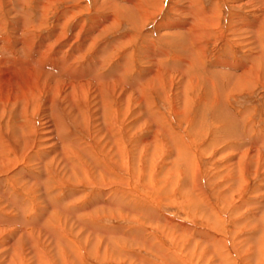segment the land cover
<instances>
[{
	"label": "rangeland",
	"instance_id": "1",
	"mask_svg": "<svg viewBox=\"0 0 264 264\" xmlns=\"http://www.w3.org/2000/svg\"><path fill=\"white\" fill-rule=\"evenodd\" d=\"M19 1L0 0L10 35ZM25 1L33 41L83 53L72 67L102 69L103 96L91 81L72 108L48 77L20 137L3 105L0 264H264V0H135L142 18L124 0H48L42 17ZM187 8L208 16L192 60Z\"/></svg>",
	"mask_w": 264,
	"mask_h": 264
},
{
	"label": "bare ground",
	"instance_id": "2",
	"mask_svg": "<svg viewBox=\"0 0 264 264\" xmlns=\"http://www.w3.org/2000/svg\"><path fill=\"white\" fill-rule=\"evenodd\" d=\"M111 1V0H110ZM110 1L108 0V2L110 3ZM115 1V0H114ZM122 1V0H121ZM127 4L131 5V9L133 11V13L136 15L137 18H142L145 16V9L142 10L143 5L141 6L138 3H135V0H124ZM124 1H122V4L124 5V7H128L126 3H124ZM26 1L23 0V4L21 3V1H19L18 3L15 4V8L12 10L14 11L16 14H18L19 19L16 22L15 27L12 26V29H10L9 32L13 33V35H10L6 30L4 25L1 26L0 24V113H2L3 115V108L5 107H9L12 109H8L9 112H12V115H14L13 117H15L14 120H16L13 124V126L17 129V136L20 137L19 135V131H21L25 125L23 124H27L24 121H28L29 119V115L31 114V112L33 111V105L34 103V97L37 96V94L39 93H43V91L45 89H48L50 87V85H47L46 81H48V77L53 79V86L51 90H53L54 93L60 94V91L62 90V92L65 94L66 98L69 97V101L70 102V106L73 108L72 105V100L75 99L73 97H75L74 95L77 94V92H86L87 87L89 88L91 85V81L95 82V88L100 91L102 89V69L97 68L96 70L94 69L93 71L88 69L86 71L87 74L84 73L83 68H77V67H72L71 62H77L78 58L83 57L80 53L78 55H76V57H73L72 55L69 56L68 51H64L65 48H61L60 51H58L59 55L57 56H52L50 57V50L52 48L53 42L55 41L56 36L52 35V36H47L44 39H42L41 43L38 44V42H34L33 41V37L30 31H32L33 29H36L38 26H34V22L33 21V16L27 11V9L25 10L24 8L27 7ZM107 2V1H106ZM118 2V1H117ZM48 0H44L42 1H37V6L36 7V12L39 9L40 11L37 12V14H39V17H42L43 15H45L44 10H46V8L48 7L47 5ZM53 3V2H52ZM108 3V4H109ZM116 4V2H113L112 4ZM145 3H147L148 6H153L155 5L153 3V0H145ZM13 4V2H12ZM107 4V5H108ZM102 5V4H101ZM120 5V3H119ZM126 5V6H125ZM140 5V6H139ZM12 6V5H11ZM36 6V5H35ZM111 6V5H110ZM109 6V7H110ZM23 7V8H22ZM108 7V8H109ZM117 7V6H116ZM112 8V7H111ZM109 8V9H111ZM113 8L115 9V7L113 6ZM189 8V7H188ZM187 8L186 11V16L188 17L187 22H184L183 24L180 25V27L184 30H182L184 33H187V38H185V46H183V53H184V58L186 57L188 60H192L193 56L194 59L199 58L197 52H195L192 48V45L196 46L195 42H201L202 39V34L203 32H201L203 30L202 27V23L208 21L207 20V14L206 12H199L201 11V9H197V12L193 10H189ZM30 9V8H29ZM124 10V8H122ZM10 10V9H9ZM121 10V9H120ZM121 10V11H123ZM127 10V9H126ZM129 10V9H128ZM111 11V10H110ZM114 11V10H113ZM116 11V10H115ZM118 11V10H117ZM130 11V10H129ZM210 11V10H209ZM212 11V10H211ZM112 12V11H111ZM119 12V11H118ZM7 13V12H5ZM9 13V12H8ZM66 13V11H65ZM114 13V12H113ZM116 13V12H115ZM120 13V12H119ZM126 13V12H125ZM71 14L70 11L67 12L66 15ZM129 14V13H128ZM209 14V13H208ZM116 15V14H115ZM134 15V16H135ZM210 15V14H209ZM214 16V15H213ZM261 16V15H260ZM67 17V16H65ZM64 18V17H63ZM62 18V19H63ZM211 18V17H210ZM260 17H256L255 19V24L258 22ZM42 19V18H41ZM61 19V20H62ZM108 19V18H107ZM110 19V18H109ZM115 19V18H114ZM117 19V17H116ZM111 21L113 19H110ZM118 20V19H117ZM116 20V21H117ZM137 20V19H136ZM144 20V19H143ZM262 19H260L259 24L261 22ZM1 21V20H0ZM44 21V20H43ZM63 21L65 22V19H63ZM100 23V22H99ZM101 24V23H100ZM207 25V24H206ZM176 26V25H175ZM174 26V27H175ZM213 26V25H212ZM251 26V25H249ZM42 27V26H41ZM178 27V25H177ZM206 27V26H205ZM208 27V25H207ZM257 26H251V28H257ZM209 28V27H208ZM202 29V30H200ZM178 31H180V29H177ZM205 30V29H204ZM210 31V30H207ZM179 33V32H178ZM256 33V32H255ZM209 34V33H208ZM177 35V34H174ZM34 36V35H33ZM59 36V35H57ZM207 36V35H206ZM255 37V36H254ZM54 39V40H53ZM61 39V38H60ZM190 39V40H189ZM204 39V38H203ZM128 42V39H126ZM131 40V39H130ZM125 42V40H124ZM119 43V41H118ZM121 43V42H120ZM126 43V42H125ZM90 44V43H89ZM117 44V43H116ZM155 44V43H154ZM200 46V45H199ZM199 46H197L195 48V50H199L201 48H199ZM153 47V46H152ZM151 47V48H152ZM259 47V46H258ZM78 48V47H77ZM191 48V50H190ZM147 49V48H146ZM187 49H189L190 51H188V55L187 54ZM113 50V49H112ZM151 52L147 51L146 52V56L145 58L147 60H151V54H152V59L156 58V56L159 58H161L162 56H166L165 54H163V52H159L158 54H155L156 52H154V50L150 49ZM79 52V51H78ZM101 52V51H100ZM194 52V53H193ZM74 54V53H73ZM197 54V56H195ZM75 56V55H74ZM161 56V57H160ZM98 57V55H97ZM144 57V56H143ZM183 58V59H184ZM97 59V58H96ZM157 59V60H158ZM181 59V60H183ZM251 60L250 62L253 63L252 67H249L247 69L251 71H255L258 70L259 67L256 64L257 60L256 58H250ZM95 60V59H94ZM125 60V59H124ZM93 61V60H92ZM185 61V60H184ZM177 62V61H176ZM191 62V61H190ZM193 62V61H192ZM246 62V61H245ZM93 63V62H92ZM97 63V62H96ZM185 64H187L185 62ZM190 64V63H189ZM188 64V65H189ZM194 64V63H193ZM177 65V64H176ZM195 65V64H194ZM193 65V66H194ZM248 65V64H247ZM79 66V65H78ZM232 66V65H231ZM235 66V65H234ZM244 66V65H243ZM122 69H120V73L126 69V65L121 64ZM246 67V66H245ZM86 68V67H84ZM189 69V66H188ZM187 69V70H188ZM207 69V68H206ZM233 69V68H232ZM190 70V69H189ZM244 70V69H243ZM208 71V70H207ZM206 71V73H207ZM240 71V70H239ZM246 71V72H247ZM249 71V72H250ZM214 71L208 72L210 77L208 80L209 85L212 86L213 88H217L218 86L216 85L217 83V78L214 76L213 74ZM245 72V73H246ZM257 72V71H256ZM254 72V73H256ZM243 73V74H245ZM109 74V73H108ZM106 74V75H108ZM116 74V73H115ZM123 74H126L125 71L123 72ZM140 74V73H139ZM228 74V72H227ZM250 74L253 75L252 72H250ZM114 75V74H113ZM226 75V74H225ZM230 75V73L228 74ZM247 75V74H246ZM117 76V75H116ZM153 76V75H152ZM152 76H149L147 79L151 80ZM156 76V75H155ZM227 76V75H226ZM226 76L223 75L224 78H226ZM243 76V75H242ZM250 76V75H249ZM122 77V76H121ZM133 77V76H132ZM191 77V76H190ZM240 77V76H239ZM114 78V77H113ZM203 76L201 77L200 75H195V77L192 78L191 82L187 81L184 82L186 83V85L192 86V84H198V81H196L197 79H199V82L202 81ZM206 78V77H205ZM204 78V79H205ZM232 78V77H231ZM243 78V77H242ZM238 79L239 81L235 82L236 86L235 87H242L243 84H245V79ZM133 79V78H131ZM135 79V78H134ZM133 79V80H134ZM188 79V78H186ZM107 80V79H106ZM110 80V78H109ZM117 80H120V78L118 77ZM222 80V84L224 83L225 79H221ZM227 80V79H226ZM250 80V79H249ZM115 81V80H114ZM135 81V80H134ZM231 81V80H230ZM111 82V81H110ZM108 82V84L110 83ZM121 82V81H119ZM133 82V81H132ZM250 82V81H249ZM50 83V84H51ZM59 83V84H58ZM117 83V82H116ZM146 83V81H145ZM234 83V84H235ZM51 84V85H52ZM107 84V83H106ZM113 84V83H112ZM231 84V83H230ZM248 84V83H247ZM142 85V84H141ZM217 87H214V86ZM111 85L107 86L105 89H107L108 87L110 88ZM115 86V85H114ZM114 86H112L111 88H115ZM136 86V85H135ZM185 86V84H184ZM105 87V86H104ZM247 87V86H246ZM186 88V87H185ZM191 88V87H189ZM187 89V88H186ZM60 90V91H59ZM88 90V89H87ZM226 90V89H225ZM235 90V89H234ZM58 91V92H57ZM112 91V90H111ZM141 91V90H140ZM143 91V90H142ZM230 91V90H228ZM107 92V91H106ZM116 92V91H115ZM6 93V94H5ZM49 93V92H48ZM47 93V94H48ZM53 93V94H54ZM100 94L102 93V91L99 92ZM105 93V92H104ZM46 94V93H45ZM43 95V94H42ZM109 95V94H108ZM212 95V94H211ZM52 96V94H51ZM103 96V93H102ZM54 97V95H53ZM52 97V98H53ZM144 97V95H143ZM212 97V96H211ZM38 98V96H37ZM49 100V99H48ZM53 103V102H52ZM4 105V106H3ZM32 105V106H31ZM31 107V109H28V107ZM75 106V105H74ZM3 107V108H2ZM48 107V104H47ZM52 107V106H51ZM49 106V108H51ZM33 108V109H32ZM75 109V108H74ZM30 110V111H29ZM36 110V109H35ZM144 110V109H143ZM52 111V110H51ZM50 112V111H49ZM30 113V114H29ZM75 113V112H74ZM59 114V112H58ZM61 114V113H60ZM1 115V114H0ZM49 115V114H48ZM32 116V115H31ZM54 116V115H52ZM57 115H55L56 117ZM12 117V118H13ZM45 117V116H44ZM51 117V116H49ZM48 117V118H49ZM59 117V116H58ZM154 117V116H153ZM154 119V118H152ZM157 119V118H156ZM60 120V119H59ZM12 121V120H11ZM155 122V121H154ZM59 122H57L58 124ZM8 124V123H7ZM4 127V126H3ZM11 127V126H10ZM8 128V127H7ZM3 129V128H2ZM1 130V129H0ZM9 130H11L9 128ZM27 130V129H25ZM29 130V129H28ZM158 130V129H157ZM31 131V130H30ZM27 133V132H26ZM9 137H13L15 142V139H17L14 135L13 131H7L6 133ZM29 134V132H28ZM5 136V133H3V135H0V144L2 143V140ZM25 136V135H24ZM18 137V138H19ZM28 135L26 136V141L23 144L22 143V147L24 148L27 144V140H28ZM23 138V137H22ZM20 138V139H22ZM25 138V137H24ZM12 139V138H11ZM25 140V139H24ZM23 140V142H24ZM17 142V140H16ZM4 143V142H3ZM6 143V142H5ZM75 143V142H73ZM76 144V143H75ZM74 144V145H75ZM77 145V144H76ZM4 146L2 145V148ZM21 148V147H20ZM6 149V148H5ZM60 149V148H59ZM6 152V151H5ZM4 152V153H5ZM3 153V154H4ZM2 154V153H1ZM42 157V156H41ZM1 158V157H0ZM47 164V163H46ZM48 165V164H47ZM44 171V170H43ZM27 180V179H26ZM32 181V180H31ZM28 182V181H27ZM2 184V183H1ZM1 195V194H0ZM1 197V196H0ZM4 197L6 198V194H4ZM9 202H14L12 201V199H8ZM23 214V213H22ZM35 215V214H34ZM31 217V216H30ZM10 219V218H9ZM261 242V241H260ZM260 244V243H259ZM261 246V245H260ZM264 246V243H263ZM72 251V250H71Z\"/></svg>",
	"mask_w": 264,
	"mask_h": 264
}]
</instances>
